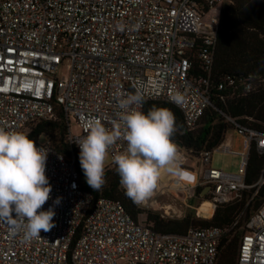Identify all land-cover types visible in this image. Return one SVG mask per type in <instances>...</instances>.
<instances>
[{
    "label": "built area",
    "instance_id": "built-area-1",
    "mask_svg": "<svg viewBox=\"0 0 264 264\" xmlns=\"http://www.w3.org/2000/svg\"><path fill=\"white\" fill-rule=\"evenodd\" d=\"M228 2L0 0V126L23 131L55 119L58 109L68 122L66 140L79 154L75 141L86 135V122L99 118L111 127L119 111L115 94L126 97L140 88L144 103L174 105L185 125L195 129L212 106L219 14ZM261 81V76H226L218 79L216 88L240 96L254 91ZM177 91L185 97L180 106L172 100ZM219 112L244 137V150L235 153L224 140L199 155L202 169L186 187L195 191L203 187L205 199L197 207L192 199L188 210L198 211L207 201L214 213L219 205L241 201L246 190L255 189L253 198L264 185V168L255 183L245 182L252 146L264 154V134ZM71 123L78 133L72 132ZM35 142L49 150L46 176L52 191L42 210L54 207L55 226L41 231L40 239L24 243L21 234L10 232L7 221H0V264H217L225 235L244 214L242 210L226 227L191 228L182 235L159 233L146 218L134 220L119 201L94 200L80 185L74 154L66 159L52 147L50 136L43 134ZM125 148L126 142L118 141L110 157ZM214 151L239 155L238 172L212 168ZM183 158L184 163L187 157ZM160 186L162 182L143 204L162 216L183 217L181 209L158 200L159 194L170 191ZM57 197L61 203L54 206ZM244 224L236 264H264V200Z\"/></svg>",
    "mask_w": 264,
    "mask_h": 264
},
{
    "label": "trees",
    "instance_id": "trees-1",
    "mask_svg": "<svg viewBox=\"0 0 264 264\" xmlns=\"http://www.w3.org/2000/svg\"><path fill=\"white\" fill-rule=\"evenodd\" d=\"M219 14V32L216 42L214 65L211 76L210 94L212 106L203 113L198 126L189 129L183 120L181 111L165 101H147L144 111L153 106L166 107L176 117V132L173 136L178 147L192 157H199L203 151H212L224 142L226 134L232 129L231 124L220 114L240 119L242 124L264 134V0H229ZM202 71L200 70V73ZM261 76L257 88L246 95H231L229 90L219 91L216 83L220 77ZM226 96L220 100V96ZM250 119V120H248ZM68 122L57 109L56 118L42 120L23 130L29 138L36 141L41 135L50 136L51 145L66 159L74 154V165L79 174L82 189L90 193L94 200L107 198L119 201L125 211L137 220L139 215H146V221L153 224L155 231L163 234H185L191 228L226 227L231 225L236 216L244 210V216L224 237L220 246L217 264H236L237 250L241 236L245 233V222L257 210L264 200V185L253 197L255 189L246 190L241 201L219 205L210 218L195 215V210L185 213L181 218L162 216L158 211L141 208L129 199L121 187L116 165L105 169V185L94 191L87 183L80 166L79 154L70 145L66 136ZM264 168V154H259L252 146L249 154L245 182H256ZM203 187H197L195 194L200 196Z\"/></svg>",
    "mask_w": 264,
    "mask_h": 264
},
{
    "label": "clouds",
    "instance_id": "clouds-1",
    "mask_svg": "<svg viewBox=\"0 0 264 264\" xmlns=\"http://www.w3.org/2000/svg\"><path fill=\"white\" fill-rule=\"evenodd\" d=\"M115 98L119 111L111 127L99 118H90L86 135L75 141L86 183L99 191L106 183V166L114 163L125 195L138 205L155 194L165 175L178 183H194L197 178L182 166L183 155L173 140L177 128L174 113L156 106L143 111L145 95L140 88L126 97L117 92ZM172 100L180 106L184 94L177 91ZM120 140L126 142V148L111 155L110 161V149ZM48 151L23 131L0 126V221H7L10 232L21 234L24 243L40 239L41 231L49 232L55 226L54 207L42 210L52 191L46 176ZM61 199L57 197L53 205H59Z\"/></svg>",
    "mask_w": 264,
    "mask_h": 264
},
{
    "label": "rangeland",
    "instance_id": "rangeland-1",
    "mask_svg": "<svg viewBox=\"0 0 264 264\" xmlns=\"http://www.w3.org/2000/svg\"><path fill=\"white\" fill-rule=\"evenodd\" d=\"M71 129L73 133H78L79 129L76 127L75 123H71ZM244 137L240 135L236 130L231 129L227 132L225 141H229L231 144V149L233 152L238 153L242 152L244 150L243 145ZM40 141L42 142L43 139L41 138ZM179 151L187 157L186 161L183 163V167L186 169H190L192 173L199 175L201 169H202V163L199 161L198 157H192L190 156L185 150L178 147ZM111 161V157H110ZM112 165L111 162L108 163L106 168H110ZM241 165V157L239 155H234L227 152L222 151H214L211 155V163L210 166L212 168L223 170L227 173L236 174L238 172V169ZM190 171V172H191ZM195 175V176H196ZM162 180L160 181L161 184ZM156 193V192H155ZM193 199V205L198 206L205 197H203L201 194L200 196H196L195 190L191 189L190 186L186 188H179V189H173L170 191H166L164 194H159L158 200L161 203H170L173 206H176L177 208L182 210V213H187L190 211L195 210L194 208L189 209V205L191 204V200ZM202 203L199 207L203 206ZM139 206L146 210H154L150 204H139ZM198 207V208H199ZM155 211V210H154ZM159 212V210H157ZM163 212V211H162ZM161 213V211H160ZM195 215L202 218H210L206 216H201L198 211L195 210ZM244 216V214H243ZM242 216V218H243ZM140 219H145L146 215L141 214L139 215Z\"/></svg>",
    "mask_w": 264,
    "mask_h": 264
},
{
    "label": "bare ground",
    "instance_id": "bare-ground-1",
    "mask_svg": "<svg viewBox=\"0 0 264 264\" xmlns=\"http://www.w3.org/2000/svg\"><path fill=\"white\" fill-rule=\"evenodd\" d=\"M162 186L160 187H169V189L173 190V189H179V188H184L186 187V185H193L194 183H178L177 179L175 177L169 176V175H165L162 179ZM203 206L198 208V212L204 213L203 215H205L206 217H210L213 215V209L210 205L209 202L204 201L203 202Z\"/></svg>",
    "mask_w": 264,
    "mask_h": 264
},
{
    "label": "water",
    "instance_id": "water-1",
    "mask_svg": "<svg viewBox=\"0 0 264 264\" xmlns=\"http://www.w3.org/2000/svg\"><path fill=\"white\" fill-rule=\"evenodd\" d=\"M205 193H206V191H203V192L201 193V195H202V196H204V195H205Z\"/></svg>",
    "mask_w": 264,
    "mask_h": 264
}]
</instances>
